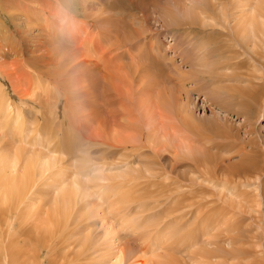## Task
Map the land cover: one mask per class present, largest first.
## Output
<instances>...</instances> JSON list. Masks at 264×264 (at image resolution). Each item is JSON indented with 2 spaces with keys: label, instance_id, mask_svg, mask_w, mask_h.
<instances>
[{
  "label": "bare ground",
  "instance_id": "1",
  "mask_svg": "<svg viewBox=\"0 0 264 264\" xmlns=\"http://www.w3.org/2000/svg\"><path fill=\"white\" fill-rule=\"evenodd\" d=\"M12 1L14 0H0V4L4 6L6 4H11V8H13L16 1ZM24 1L25 0H23V3ZM59 1L64 4L67 2L66 0ZM140 1V3H144V0ZM172 1L173 3L170 5L172 7L170 8L176 6L177 0ZM206 1L211 3V0ZM248 1L249 0L245 1L247 3L241 5V8L238 10L235 9L233 5H230V0L220 1L221 4L222 2L225 3L222 4L224 10L220 8L223 20L227 22L229 15L230 18L232 17L235 21V24H237H233L237 26L235 28L236 31H234L235 38L239 35H243L246 38H255L258 33L264 32V7L262 5L259 6V4L254 6L256 4L253 5V0L252 3ZM34 2L35 0H30L32 4H29L30 8L28 4H23V7H25V13H23L26 21L25 24L39 23V20L35 21L34 19L38 17V11H41V9L35 8L33 6V4H35ZM36 2L39 4L37 0ZM208 2H206V4ZM153 4L155 5V3ZM215 4L216 3H214V5ZM146 5H148V1ZM200 5L203 6L199 7L198 14H203L206 18L209 17L210 19L215 18L216 12L214 8L212 10V7H209V5L204 6L205 3ZM65 9L69 11L67 8ZM65 9L64 7L60 10L58 9L57 13L52 9L43 20L48 25L52 24V26H57L53 28L54 31L52 30L55 34H58L59 30L63 31L64 29V33L67 34V37H65L67 38L66 42L70 43V45L60 41L62 47L66 48L67 52L61 50L65 52V54L60 55V52L56 54V51H54L56 54L55 58L58 59L59 56L62 58L67 55L65 65L66 68L70 66L71 71H78L79 67L83 68L84 74L82 76H85L90 82L85 83L84 86L78 85L81 87L79 90L83 89L82 95L86 97L89 96L92 99L88 98L89 101H86L87 104L85 105L79 103L77 108L73 109V117L66 112L62 113L67 120V123H65L66 127L58 121L55 122V115L52 116L50 124L54 123L53 126H55L59 135H62L59 138L56 135V139H53L54 137L52 138L50 133H44V135H42L41 130H43L45 126L43 121L39 127L32 126L31 132L30 125L27 123L28 120L25 118L26 114L24 116V112L21 111L22 108L14 105L6 92L7 90H4L6 88L3 89L1 87L2 85H0V130L6 129L4 131L6 134H3L0 138V264H41L39 260L40 253L38 254V252L44 249L47 255V264H52L53 250L60 244L59 242L61 240H58V238L62 235L70 217H72V212H77L74 211V209L77 208L75 207L77 202H79V200L81 201V199L83 201V198L92 197L93 195L97 196L102 201V204L104 202L108 212L106 210L104 211L114 219L110 218L112 220L109 219V223L107 221L108 226L107 229H105V234L108 240H111V238H109L111 230L113 231V229L116 228H121L126 230V232L129 231L128 234L131 236L130 239L126 238L127 241H124L121 238L122 235H118L114 230L115 234L114 232L113 234L115 238H113L114 236L112 237V253L109 257L106 255L107 258L104 263L99 264H188L186 260L189 255H191L192 263L194 264H264V217L260 218L254 215L250 217H248L249 215L245 216L246 213H251L253 210L259 211V209L256 208L260 207L259 195L256 193L253 194L250 202L246 203L241 199L242 194H244L243 192L236 194V197L239 199L238 201H234L232 198L225 197L224 193L218 196V194L203 188V186L197 185L195 188L189 186L188 190H185L183 194L178 196L179 198L176 202H173V197L171 205L165 207V212L167 214L166 218L170 220L168 219V221L166 219L167 221L162 228L159 222L149 231L144 229L142 232H137V223H139V221L130 218L124 222L119 219L123 216V210L127 205H133L138 201L159 200L161 196L166 199L170 195H173V193H176L179 188H181L179 183H177V186H172L169 191H166L168 185H160V181L155 180L164 178L167 180L169 175L175 178L174 181L180 180L183 174L181 173L182 170L177 168L180 164L186 167L184 171L191 179L201 178L202 182L206 181L208 183L215 177L220 176L221 182L219 184H222L223 187L237 186L239 180H244L246 178L256 179V176H261L263 169L256 163L250 162L247 156V160L243 159L240 165L217 164L210 156V151L208 152L205 150L209 155L206 154L201 156L205 154L203 149V154L200 155L201 157L196 156L194 153H196L198 148L194 147L196 150L193 149V147L186 143L187 141L185 142L181 136L184 131L183 128L188 129L191 125H194V123H190L187 120V107L181 104L184 97L188 98L186 94L189 92L188 88L186 90V88L183 87L185 86L181 84L183 82L179 85L176 83L178 85L176 89L172 87L173 90L167 89L164 91L163 95H165V97L162 96V92L160 91V97L153 101L150 96L152 93L149 94L148 92L153 87L157 88L162 79H165L167 83L172 81L173 78L171 73L169 74L167 71H165V73L164 69L162 70L163 65H167V67L170 68V63L172 61L167 59L164 54L147 53L150 59L148 62L152 63L149 64L152 65L151 67L155 72L152 74L153 79L151 80L153 81H147L146 84H144L145 87L142 84H138V76L133 77L131 72L129 73L127 71L126 73L124 70L122 71L125 66L120 67L117 65L119 62L118 59L124 54H110L111 50L108 49L100 51L101 49L99 50V46H96L98 43L97 39L92 42V45H95V48L99 50L97 54L95 53V48L93 50V55L98 58L92 55L94 60L89 61L83 58V49L79 47V45L81 46L80 42L82 41H86V43L87 41H92L93 34L96 36L97 34H95L92 29H89V32L86 33L85 29L87 25L84 26L82 25V20H77L78 13L69 11L68 15ZM168 9L169 7L165 10H167L170 16L172 11ZM42 10L45 11V9ZM161 10L163 9L161 8ZM12 12L15 13L14 11ZM93 13L90 14L89 11L88 15H93ZM12 14L10 15L15 17ZM83 14L84 13H80V15ZM124 17L126 18L127 16ZM218 18L219 17H217L216 20ZM14 20L13 18H8L7 22L8 24H14ZM63 21H66V23L63 24L65 27L57 24ZM200 22L202 25L204 24L203 18ZM79 23H82L81 26ZM0 24L4 26L3 19L0 20ZM216 24L217 23H213V27ZM17 25L19 26V24L15 26L17 27ZM104 26L106 28V25ZM64 33H62V35ZM210 33L211 31L205 33L204 37L208 39ZM188 34H190V32ZM13 35L12 37H7L1 34L3 40H15ZM173 37L175 38V36ZM203 42L206 44L211 43L206 39ZM11 47V50L18 52V48L14 41L11 42ZM8 50L9 47L7 45H0L1 53L5 54ZM35 50H37L36 47L28 48L29 52H34ZM209 52L213 54H205L204 52V54H179L180 61L183 65L187 64L197 77L208 81L211 87H209V89L207 88L208 90L205 91L204 96L211 102V105L217 104L219 107L230 109L231 102H237L242 110L246 107L244 110V121H246L250 116L249 108H251V104L247 99L251 102L254 101V103L258 101L260 103L264 95V83L255 81L257 79L263 80L264 63L259 61L261 62V66L259 67L260 64L258 65V68H261L259 73H257L258 71L256 72V70H258L256 69L257 63L256 65L254 63L256 67H254V71V68H251L252 71L250 73H244L243 71L240 73L239 70H247L246 68L249 66V57L242 58L243 56L240 57L242 54L235 53L233 55L236 62L230 63L229 55L219 54L220 52L217 47L215 49L212 48ZM35 56L36 57L33 56V59L41 63L43 61L42 57H44L45 54ZM161 56L164 58H161ZM255 56L264 60V54H255ZM166 59L168 63L165 62ZM144 60L147 62L145 57ZM254 61H252V65ZM120 62L122 63L121 60ZM56 63L57 61L53 60V65H56ZM252 65L251 67H253ZM229 66H231V68L232 66L235 67L230 74L221 70ZM144 70H148L147 65L144 66ZM218 71L220 72L218 73ZM135 72H137V70ZM167 73L169 74L168 76H166ZM182 75L185 74L179 75L181 81H184L183 78L186 75L184 77H182ZM228 79L234 83L245 82L246 85L234 86L235 84L233 85V83L232 85H228L224 83ZM149 82H151L153 87L150 88L149 85H147ZM176 82H178V80ZM134 83H136L137 86H135ZM139 85L140 87L138 88ZM183 92L185 95H182ZM66 95H70V93ZM68 98L69 96L66 99ZM64 108L66 109L65 105ZM81 109L84 110L79 114ZM259 113L257 115H259ZM62 114L60 113V116H62ZM62 119L64 121L65 118ZM9 121L13 123V126L10 125V128H8V124L10 123L6 124ZM30 121L31 120H29V122ZM39 121L40 117L36 115L33 121H31V125L32 122L39 124ZM80 122L83 124L80 125ZM77 123H79V127L81 126L80 128L77 127ZM4 124L8 127L3 128ZM7 132L12 133V135L8 133L11 136H9V139L4 136L7 135ZM28 133L29 135L31 133V135L29 136ZM121 135L122 137H120ZM4 137H6V139ZM163 139L165 141L170 140L173 145L169 146L171 145L169 143H167L169 144L167 145L165 142H162ZM250 141L258 145L259 138L254 137L253 139L247 140V142ZM194 142H196V139L193 143ZM94 147H97V150L93 152L95 149ZM170 147L172 149H170ZM92 148L94 149L92 150ZM143 148H147L148 150V152L146 151L144 153L146 159H141V164L138 169L135 167L133 168V161H131L130 158L135 150ZM168 149L171 150V152ZM108 150L110 152H108ZM125 150L130 151L128 152ZM91 151L93 152L92 154ZM164 152L171 153L172 157L168 158L167 155H164ZM180 152H182L184 156ZM96 153H98V156L95 158L93 154ZM178 153H180L182 157H179ZM160 156L163 159H161ZM148 160H150V162H148ZM162 160L168 161V167H165V163ZM118 165L123 168H121V170L117 168L114 170L113 168ZM120 167L118 168L120 169ZM136 170H142V175H137ZM222 173H225V175H222ZM46 178L51 179L50 181H52V184L48 190L54 193V195H52V203L49 204L47 208L38 201L39 198L37 199V197H35V185L38 184V186H40ZM47 182H45V184ZM152 186L153 189H151ZM39 189L40 188H38V190ZM139 189H141V195L135 194ZM159 189L161 192H159ZM90 190L92 191L90 192ZM260 196H262L264 200V194L262 192ZM89 204L92 205L91 203ZM95 207H97V205ZM94 209L97 211V208L90 210ZM135 209L134 211L138 213ZM110 211H112L113 214H110ZM129 212H132V210H129ZM77 213L79 215V212ZM77 213L75 216H77ZM176 213H178L177 220L176 217H174ZM103 214L104 213H102L101 218L105 215ZM75 216L73 215L72 218H76ZM187 216H189L186 218L188 222L185 221L184 223V218ZM94 217H97L96 214ZM102 219L104 220V218ZM247 220L254 221L255 227L247 228L246 224L248 226L250 224V222L247 223ZM172 221L179 222L180 227L176 226L177 224L170 227ZM70 224H72V221ZM102 224H104V222ZM158 225L160 229H158ZM132 234H134V236H132ZM151 234L154 235L153 238L150 237ZM82 245L86 251L89 250L90 247L86 239L82 241ZM58 252L57 254H59Z\"/></svg>",
  "mask_w": 264,
  "mask_h": 264
},
{
  "label": "rangeland",
  "instance_id": "2",
  "mask_svg": "<svg viewBox=\"0 0 264 264\" xmlns=\"http://www.w3.org/2000/svg\"><path fill=\"white\" fill-rule=\"evenodd\" d=\"M15 1L16 3L13 6L15 10L11 8V4H6L5 6L3 4H0L1 5L0 6V15H1L0 20L3 19L4 21V26L0 24V37H1L0 45L3 44V46L7 45L9 47L8 52L5 54L1 53L0 51V85H2L1 87L3 89L6 88L4 90L5 91L7 90L6 92L8 93L14 105L20 106L22 108V109L20 108L21 111L24 112V113L22 112L24 116L26 114L25 118L28 120L27 123L30 125L31 132H32V129H31L32 126L39 127L43 121L45 123V126L43 130H41L42 135H44V133L45 134L50 133L52 138L54 137L53 139H56L57 136L58 138L61 137L62 135H59L55 126H53L54 123L50 124L52 116L55 115V122L58 121L59 123L63 124V126H65V123H67V120L64 114L62 113L66 112L71 117H73L74 116L73 109H76L79 103H83V105H85L87 104L86 101L88 102L89 99H92L89 96L86 97L85 95H82L83 89L79 90L81 87L78 85L84 86L85 83L90 82L87 78H85V76H82L84 74L83 68L79 67L78 71H71L70 66H67L66 68V65H65V62L67 60L66 59L67 55L62 58L60 56L58 59L55 58L56 54H59L58 52H60V55L65 54V52L61 50H64L67 52L66 48L62 47L61 42H63L64 44L70 45V43L66 42L67 38L65 37H67V34L64 33V29L62 28L63 31L59 30L60 34L59 32L58 34H55L53 32L54 31L53 28L57 26L54 24H53L54 26H52V24L48 25L43 20L44 17H46L47 13L50 12L52 9H54L53 11L57 13L58 9L60 10L61 8L64 7V9L67 8L70 12L78 13L77 20H82L83 22V24L79 23V25L80 26L81 24L84 26L87 25L85 29L86 33L89 32V29H92L95 32V34H97V36L93 34L92 41L90 42L88 41L87 43L86 41L80 42L81 46L79 45V47L83 49V53H84L83 58L88 59L89 61H93L94 57L98 58L95 55H93L94 54L93 50L95 48V45H92V42H94V40L97 39L98 43L96 44V46L97 45L99 46L97 47L99 48V50L101 49L100 51H104L105 49L106 50L108 49V50H111L110 54H124L123 56H121V58H119L122 61V63L120 62L119 59H118L119 61L118 64L116 63V61L115 63L119 65L120 67L125 66L124 69H122V71L124 70L126 73L127 71L129 73L131 72L133 77L138 76L137 82H139L138 84H142V85L146 84L147 81H153L151 80L153 79L152 74L153 72H155V70H153V68L151 67L152 65H150L152 63L148 62V60L150 61V59L148 58L147 53L148 54L150 53L151 54H161V55L164 54V56L167 59H170L173 62V64L171 61H170L171 63L169 62L171 65L170 68H168L167 65L162 66V70L164 69V72L167 71L169 74L171 73L172 78H173L172 81L167 83L165 79H162L161 83L158 84V87L156 86L157 88H154L151 82H149L147 85H149L150 88L151 87L153 88L152 89H150L149 87L147 88L150 89L148 91L149 94L152 93L150 94L152 101L160 97V91L162 92V96L165 97V95H163L164 91H166L167 89L173 90L172 87H175L174 89H176V87L181 82H183L181 84L185 85L183 87L186 88V90L188 88L189 92L186 93L188 95V98L184 97L183 100L181 101V104L187 107L188 109L187 120L190 123H194V125L193 126L191 125V127L188 129L183 128L184 131L182 132V135L181 134L180 135L182 136L185 142L187 141L186 143H188L190 146L193 147V149L198 148L197 150L195 149L196 153L194 154L196 156H199V157L204 156L208 154V152L210 151L209 154L213 158V161L217 164H224V165H227V164L228 165L229 164L230 165H233V164L240 165L243 162V159L247 160L246 159V156H247L250 162L256 163L257 165L261 166L263 169L261 176L259 177L256 176V179L246 178L244 180H239L237 186H232V187L224 186L223 187L222 184H219L221 182L220 176L215 177L212 181H209L208 183L206 181L202 182L201 178L191 179L190 176L187 175L186 172L184 171L186 167L180 164L177 167L178 169L180 168V170H182L181 173H183L182 178H180V180L174 181L175 178L172 175H169L167 180L165 178H164L165 180L164 179L155 180V181H160L159 182L160 185L162 184L168 185L166 191H169V189H171L172 186H177V183H179V185H181V188H179V190L176 193H173V195H170L166 199L163 196H161L159 200H148L145 202L138 201L137 203L133 205L131 204L127 205L126 208L123 210V216L119 218L120 220L126 222L128 219L132 218L136 221H139L140 224L137 223V227H138L136 229L137 232H142V230L144 229L149 231L159 222H160L159 223L160 227L162 228L164 223L169 219V218H166L167 214L165 212L166 210L165 207L168 205H171L172 198L174 197L173 202H176L179 198L178 196L180 194H183L185 190H188L189 186L195 188V186L197 187V185L203 186V188L213 191L214 193L218 194V196H221L224 193L225 197L232 198L234 201H238L239 199L238 197H236V194L243 192L245 195L242 194L243 198L241 196L240 197L241 199L244 200L243 202H246V203H249L253 194L256 193L259 195L258 197H259L260 207H256L257 209H259V211L253 210L251 211V213H246L245 216L249 215L248 217H250L251 215H254L256 217L259 216L260 218L264 217L263 216L264 215V212H263L264 211V200L262 196H260L261 192L264 194V95L260 103L259 101L257 103H254V101L251 102L246 98L247 101L250 102L251 108H249L248 106L250 116L247 118L246 121H244L245 119L244 110L246 109V107H244V109L242 110L238 106L237 102H231L232 109L219 107L217 104L211 105V102L204 96L205 91L208 90L209 87H211L209 86L208 81H205L204 79L200 77H197V75L194 74V71L190 69V67L187 64L183 65L180 61V55H179V54H188V53L189 54L190 53L191 54H194V53L211 54L212 52L210 53L209 50L211 51L212 48L215 49L217 47L220 52L219 54L229 55L230 63L236 62L235 61L236 59L234 58V55H233L235 53L242 54L240 56V57L243 56L242 58L249 57V60H248L249 66L247 65L248 68H246L247 66L245 67L248 71L242 69V70H239L240 73H242L241 71H243L244 73H250L252 69L255 67L254 63L255 65L257 63L256 65L257 68L256 67L255 68L258 69L256 70V72L258 71L257 73H259L261 71V68H258V65L261 63L259 61H262V63H264V60L259 59L257 56H255V54H262V55L264 54V32L258 33L255 38L253 37L246 38L243 35H239L237 36V38H235L234 31H236L235 28L237 26L235 25L237 24H235V21L232 19V17L230 18L229 15H228L229 19L227 22L224 21L223 17L221 16L222 13H221L220 8L224 10V7L222 4H225V3L222 2L221 4L220 1H223V0H211V3L206 0H177L176 6L173 8H170L172 7L170 6L173 3L172 0H158V1L151 0V2L150 0H144V3H140L141 2L140 0H131V1L130 0H127V1L126 0H66L67 1V2L65 1L66 4L62 3L59 0H37L39 2L38 4L35 0L34 2L35 4H33V6L37 9L40 8L42 11V12L40 10L38 11L39 15L34 20L35 21L39 20V23H35V24H25L26 22L25 16H23V13H25V9H24L25 7H23V4H28V7L30 8L29 4L32 5L30 3V0H25L24 3H23V0L22 1L14 0L12 2H15ZM147 1H148V5H146ZM245 1L244 0H230V3H231L230 5H233L235 9L238 10L241 8V5H244V3H247ZM206 2L208 3L206 4ZM248 2L252 3V0H249ZM153 3H155V5ZM202 3H205L204 6L209 5V7H212V10L214 8L216 12L214 19H210L209 17L206 18L203 14H198L199 7L203 6V5H200ZM214 3L216 4L214 5ZM258 4L259 6L262 5L264 7V0H261V1L253 0L254 6H257ZM160 7L163 10L169 7L168 10H171L172 14H170L169 16L167 13V10H165L166 11L165 12L161 10ZM195 7H197L198 9ZM42 9H45L46 12ZM12 11H14L15 13H13ZM69 11L66 10L68 15H69ZM89 11H90V14H92L93 12H95L96 14L93 13V15L89 16L88 15ZM80 13L81 14L84 13V14L80 15ZM10 14L14 15L15 17H12ZM124 16H127V17L125 18ZM87 17L88 18L91 17V18L88 19ZM217 17L219 18L216 20ZM8 18L15 19L14 24L15 23L19 24V26L17 25L16 27L15 26L16 24L14 25L12 23L8 24L7 22ZM202 18L204 22L203 25L200 22ZM65 23L66 21H63L57 24L63 25ZM213 23H217L218 25L216 24L213 27ZM46 25L49 27H47ZM104 25H106V28ZM210 31L211 33L210 35H208L209 38L207 39L206 37H204V35L205 33H208ZM189 32L190 34H188ZM62 33L64 34L62 35ZM1 34L7 37H12L13 35L15 40L13 39L12 40L14 41L16 47L18 48V52L17 51L14 52L13 50H11L12 48L11 42L13 41L11 39L3 40L2 39L3 36H1ZM173 36H175V38ZM205 39L211 43H208V44L204 43L203 41ZM50 44L51 45L53 44L52 45L53 47ZM35 47L37 50H35L34 52L28 51V48H35ZM86 50H89V51H86ZM99 50L95 48V53L96 54L99 53ZM54 51H56V54L54 53ZM42 54H45V56L42 57L43 61L41 63L40 61L38 62L35 59H33V56L36 57L35 55L40 56ZM250 56H252L254 59ZM144 57L145 59H147V62L146 60H144ZM161 58H164V57L161 56ZM167 59L165 62L168 63ZM53 60L57 61L56 65H53ZM252 61H254L253 65H252ZM37 62L39 65L37 64ZM120 63L121 65L122 64L123 65L121 66ZM145 65L148 66V70H144ZM251 65L253 67H251ZM260 66L261 64L259 65V67ZM97 68L99 70L98 66ZM224 68L221 70H223V72L230 74L235 67L232 66L231 68V66H229L228 68L227 67H224ZM255 68L253 69V71L255 70ZM136 70L137 72H135ZM219 72L220 71H218V73ZM168 73L166 74V76L169 75ZM181 74L186 75V76L182 75V77L185 76L183 78L184 81H181V77H180ZM255 75L258 76L257 74ZM177 80L178 82H176ZM255 81L259 83L260 82L264 83V78L263 80L257 79ZM230 82L231 81H229L228 79L224 83L228 85H232L233 83V85L235 84L234 86L236 85L245 86L246 85L245 82H235V83L234 82L230 83ZM176 83H178V85ZM166 84H168L169 86ZM134 85L137 86L136 83H134ZM139 87L140 85L138 86V88ZM68 93H70V95H66ZM102 93H101V96H102ZM77 95H79L81 98ZM182 95H185V93L183 92ZM68 96L69 98L66 99ZM64 105L66 109L64 108ZM83 110L84 109H81L79 111V114H81ZM60 113L62 114V116H60ZM258 113L259 115H257ZM36 115L40 117L41 122L39 121V124L32 122V125H31V121H33ZM62 118H65L64 121ZM29 120L31 121L29 122ZM8 123H10V121L7 122L6 124ZM6 124H4L3 128H7L8 126H9L8 128H10L11 126H13L12 122L8 124V126ZM82 124L83 123L80 122V125ZM96 126H97V123H96ZM77 127L78 128L81 127V126L79 127V123H77ZM5 130L6 129L4 130L2 129V131L0 130L1 131L0 138L3 134H6L4 132ZM8 133L12 135V133L7 132V135H4L8 137L7 139L11 137ZM6 137L4 138L6 139ZM120 137H122V135ZM254 137L259 138L258 145H255L251 141L247 142L248 139H251V138L253 139ZM195 139H196V142L193 143ZM169 141L168 140L165 141L164 139L162 140V142H165L166 144L167 143L171 144L172 142L171 141L169 142ZM172 145L173 144L169 146H172ZM94 148H92V150L94 149L93 152L97 150V147H94ZM170 149L172 148L170 147ZM202 149L205 154H203ZM205 150H207L208 152ZM110 151L108 150V152ZM125 151L129 152L130 150H125ZM146 151L148 152L147 148L135 150V152L130 158L131 161H133V168L135 167L138 169L141 164V159L143 160L146 159L145 158L146 156L144 155ZM169 151L171 152V150ZM93 152L91 151V154ZM180 153L184 156L182 152ZM180 153H178V156L182 157ZM96 154H93V157L96 158L98 156V153ZM164 155H167L168 158L172 157L171 153H168V152H164ZM141 157H144V158H141ZM160 158L163 159L161 156ZM148 162H150V160H148ZM163 162L165 163V167H168V163H167L168 161L165 160ZM118 167H120V165L115 166V168L113 169L116 170L117 168L118 170H121V168H123L122 166L120 167V169ZM141 171L142 170H139V171L136 170V174L139 176L142 175ZM222 175H225V173H222ZM50 180L51 179L46 178V180L43 183L38 182V183H42L40 186H38V184L35 185V190H36L35 197H37V199L39 198L38 201L41 202V204H44L46 208L49 206V204L52 203V198H53L52 195H54L53 192L48 190L52 184V181ZM45 182H47L46 183L47 185L45 184ZM258 185H259V190H258ZM255 187H256V190H255ZM38 188L40 189L38 190ZM151 189H153V186L151 187ZM38 191H41V192H38ZM91 191L92 190H90V192ZM159 192H161L160 189H159ZM135 194L141 195V189L137 190ZM85 199L83 198V201L81 199V201L79 200V202H77L75 206L77 208L74 207L76 209V210L74 209V211L79 212V215L77 212L75 213L72 212V215H71L72 217L73 215L75 216L77 213V216H75L76 218L70 217V220L68 219L69 221L67 223V226L64 228L65 231L63 230L62 235L59 236L58 240H61V241L59 242L57 240L60 244L57 247H55V250H53L52 264H62V263L63 264H74V263L75 264H99V263H104L107 258L106 255H108L109 257V255L112 253V246H113L112 239L115 238L114 230L117 232L118 235L120 236L122 235L121 238L124 241H127L126 238L128 239L131 238V236L128 234L129 233L128 230H127L128 232H126V230H123L121 228L120 229L116 228V229H113V231L111 230L110 232L111 237L109 236L111 240H108V237L105 234V229H107V226H108L107 221L109 223L110 220H112L113 218L109 214L107 215V212H108L106 208L107 206L104 205V202L102 204V201L95 195H93L92 197L89 196ZM89 203H91L93 206L90 205ZM96 205L97 207H95ZM91 206L93 208H97V211L96 209L90 210V209H93ZM134 209L137 210L138 213H136ZM104 210H106L107 212ZM129 210H132V212H129ZM93 211H96V212H93ZM93 213H95L97 217H94L95 214ZM102 213L105 214V215L103 214L104 216L102 217L104 218V220L101 218ZM110 214H113L112 211H110ZM177 216H178V213H176L174 216L176 217V220H177ZM188 217L189 216L184 218V223L185 221L188 222V220L186 219ZM71 221H72V224H70ZM102 221L104 222V224H102L103 223ZM249 222H250L249 226L246 224L247 228H254L255 222L247 220V223ZM174 224H177L176 226L180 227V223L177 221H172L170 223V227H173ZM160 227L158 225V229H160ZM132 236H134V234H132ZM153 236H154L153 234L150 235L151 238H153ZM85 239L89 244L88 246L90 247L88 251H86L82 245V241ZM62 243L65 245H63ZM44 250H41V251L39 250L38 252V254L40 253L39 260L41 261V264H47V261H46L47 255ZM57 252L59 254H57ZM65 258L67 259V261ZM186 261L188 262V264H194L192 263L191 255L187 257Z\"/></svg>",
  "mask_w": 264,
  "mask_h": 264
}]
</instances>
